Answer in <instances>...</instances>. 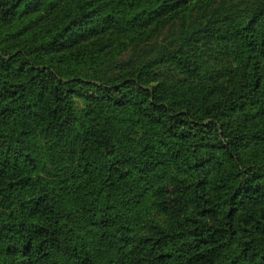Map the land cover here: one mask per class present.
I'll return each mask as SVG.
<instances>
[{
    "label": "trees",
    "instance_id": "obj_1",
    "mask_svg": "<svg viewBox=\"0 0 264 264\" xmlns=\"http://www.w3.org/2000/svg\"><path fill=\"white\" fill-rule=\"evenodd\" d=\"M0 264H264V0H0Z\"/></svg>",
    "mask_w": 264,
    "mask_h": 264
},
{
    "label": "rangeland",
    "instance_id": "obj_2",
    "mask_svg": "<svg viewBox=\"0 0 264 264\" xmlns=\"http://www.w3.org/2000/svg\"><path fill=\"white\" fill-rule=\"evenodd\" d=\"M194 8L196 9V6H194ZM178 22H179V19H175L172 25L178 24Z\"/></svg>",
    "mask_w": 264,
    "mask_h": 264
}]
</instances>
